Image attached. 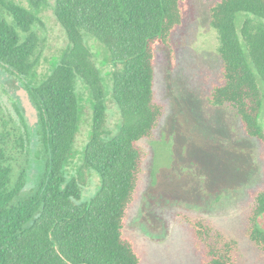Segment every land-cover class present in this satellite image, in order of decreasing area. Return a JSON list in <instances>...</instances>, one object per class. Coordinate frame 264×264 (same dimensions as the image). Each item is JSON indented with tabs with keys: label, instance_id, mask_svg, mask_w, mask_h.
<instances>
[{
	"label": "trees",
	"instance_id": "obj_1",
	"mask_svg": "<svg viewBox=\"0 0 264 264\" xmlns=\"http://www.w3.org/2000/svg\"><path fill=\"white\" fill-rule=\"evenodd\" d=\"M26 1L29 6L0 0V63L29 78L24 86L39 113L44 166L34 190L22 196L31 139L17 108L23 128L9 119L0 131V264H142L125 234L126 222L144 170L140 142L154 138L165 113L155 92L157 48L165 47L174 66L172 36L186 17L188 0H55L68 44L39 83L32 77L45 45L35 26L49 3ZM209 22L218 34L221 68L206 104L235 111L244 133L264 142V0H215ZM85 32L114 62L111 96L120 112L114 131L108 126L105 78ZM79 79L90 93L92 124L82 163L67 178L83 119ZM93 169L100 188L80 202ZM251 195L247 236L264 257V184ZM188 222L203 264H238L236 239L202 218Z\"/></svg>",
	"mask_w": 264,
	"mask_h": 264
},
{
	"label": "rangeland",
	"instance_id": "obj_2",
	"mask_svg": "<svg viewBox=\"0 0 264 264\" xmlns=\"http://www.w3.org/2000/svg\"><path fill=\"white\" fill-rule=\"evenodd\" d=\"M15 1L29 6L26 0ZM214 1L188 0L186 17L172 36L174 66L165 47L157 48L155 92L165 113L154 138L140 142L145 152L144 170L125 228L142 255V264H203L188 222L195 218L206 220L238 241V264H264L262 253L247 236L251 193L264 184V142L244 133L235 111L208 106L204 99L218 81L221 68L218 34L209 22ZM48 3L35 26L45 45L32 77L35 83L51 73L68 44L66 32L55 16V0ZM84 37L105 78L108 126L114 131L120 121L111 96L114 62L98 39L87 32ZM28 81L0 63V131L3 120L9 119L23 128L19 108L31 139L29 179L22 196L34 190L44 166L39 113L24 86ZM84 85L85 81L79 79L83 119L74 146L75 159L66 166L67 178L82 163L91 130L90 93ZM261 120L264 125V111ZM100 185V176L93 169L80 202L90 201ZM261 224L264 226V217Z\"/></svg>",
	"mask_w": 264,
	"mask_h": 264
}]
</instances>
